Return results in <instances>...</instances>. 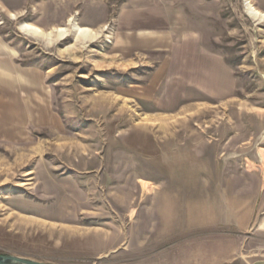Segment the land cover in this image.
Wrapping results in <instances>:
<instances>
[{"label":"rangeland","instance_id":"rangeland-1","mask_svg":"<svg viewBox=\"0 0 264 264\" xmlns=\"http://www.w3.org/2000/svg\"><path fill=\"white\" fill-rule=\"evenodd\" d=\"M263 155L264 0H0V255L247 264Z\"/></svg>","mask_w":264,"mask_h":264},{"label":"crops","instance_id":"crops-1","mask_svg":"<svg viewBox=\"0 0 264 264\" xmlns=\"http://www.w3.org/2000/svg\"><path fill=\"white\" fill-rule=\"evenodd\" d=\"M140 42L145 45V42L148 41L142 39ZM261 160V169L263 168L262 171L264 172V155ZM241 191V209L233 208V218L227 221V228L235 229L237 234L241 235V239L233 238L231 241L226 242L225 245L223 244V246L217 243L218 246L212 251L213 255L211 254L210 257H207V260L235 262L241 259L247 264H264V189H257L255 194H250L248 188L243 186ZM249 197H254V199H249ZM200 223L202 222L200 221ZM203 223V228H211L206 221ZM199 226H202V224ZM180 252L181 257H178L179 264L187 259L184 256V250L182 249ZM194 254L195 260L203 259L201 250L195 249Z\"/></svg>","mask_w":264,"mask_h":264},{"label":"bare ground","instance_id":"bare-ground-1","mask_svg":"<svg viewBox=\"0 0 264 264\" xmlns=\"http://www.w3.org/2000/svg\"><path fill=\"white\" fill-rule=\"evenodd\" d=\"M252 9V8H251ZM249 9L248 12H250L251 14V17H261L259 15V13L257 11H254V10H251ZM23 30L28 32V33H31V34H34V35H37V36H42V37H46L47 39L49 38V36L51 35V33H47L46 35L38 28L34 27V26H31V25H24L23 26ZM75 30H76V34L78 36V38H82V39H89V38H95L97 36V34L87 30V29H83V28H80V27H75ZM55 33L60 36V37H64L65 34H66V30L63 29V28H58L55 30ZM96 68H100L102 66V64H95Z\"/></svg>","mask_w":264,"mask_h":264},{"label":"water","instance_id":"water-1","mask_svg":"<svg viewBox=\"0 0 264 264\" xmlns=\"http://www.w3.org/2000/svg\"><path fill=\"white\" fill-rule=\"evenodd\" d=\"M0 264H43L30 259L0 255Z\"/></svg>","mask_w":264,"mask_h":264}]
</instances>
